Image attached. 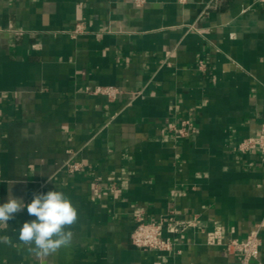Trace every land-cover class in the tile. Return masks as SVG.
Wrapping results in <instances>:
<instances>
[{"label":"crops","instance_id":"obj_1","mask_svg":"<svg viewBox=\"0 0 264 264\" xmlns=\"http://www.w3.org/2000/svg\"><path fill=\"white\" fill-rule=\"evenodd\" d=\"M263 121L264 0H0V204L78 209L43 264H240L224 244L258 224L264 264V155L236 150ZM139 218L190 225L148 250ZM33 219L0 228V264H42L17 240Z\"/></svg>","mask_w":264,"mask_h":264},{"label":"clouds","instance_id":"obj_2","mask_svg":"<svg viewBox=\"0 0 264 264\" xmlns=\"http://www.w3.org/2000/svg\"><path fill=\"white\" fill-rule=\"evenodd\" d=\"M24 208L35 219L19 227L18 242L26 246L43 264L62 247L73 242L72 225L78 220V209L72 200L60 190L34 193L30 203L9 195L6 203L0 204V228ZM9 237L0 235V243H9Z\"/></svg>","mask_w":264,"mask_h":264},{"label":"built area","instance_id":"obj_3","mask_svg":"<svg viewBox=\"0 0 264 264\" xmlns=\"http://www.w3.org/2000/svg\"><path fill=\"white\" fill-rule=\"evenodd\" d=\"M95 92L103 93L110 98H114L117 90L113 87H98L95 89ZM236 150L242 153L257 150L264 155V121L255 134L237 142ZM80 167L81 164L78 163L69 165L71 171H77ZM189 225L190 222L173 220V218L157 222L139 218L131 234V241L132 244L143 249L171 250L173 246L172 243L166 239L165 232H181ZM261 227L262 224H258L254 227L243 241L230 240L224 244L228 251H239L241 253L240 264H249L252 259L258 256L261 246ZM216 234L218 233L214 232V234L210 236L211 242H220Z\"/></svg>","mask_w":264,"mask_h":264}]
</instances>
